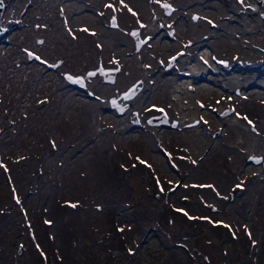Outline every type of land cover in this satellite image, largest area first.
Listing matches in <instances>:
<instances>
[{
    "label": "rangeland",
    "instance_id": "1",
    "mask_svg": "<svg viewBox=\"0 0 264 264\" xmlns=\"http://www.w3.org/2000/svg\"><path fill=\"white\" fill-rule=\"evenodd\" d=\"M70 1L3 0L0 66L16 80L10 90L0 78V264H264V167L246 159L247 151L264 156V17L250 11L258 4L130 0L140 11L125 23L101 11L104 0H81L77 8L94 24L70 39L62 30ZM161 18L168 29L156 27ZM228 19L237 56H255L237 84L258 81L242 92L250 102L228 88L195 97L175 91V73L157 62L178 54L186 36L202 38L212 22L227 31ZM131 26L142 36L138 48ZM98 64L117 66L115 78L87 73ZM67 71L84 75L85 85L67 80ZM135 80L144 87L117 112L110 95ZM160 110L169 123L145 122Z\"/></svg>",
    "mask_w": 264,
    "mask_h": 264
},
{
    "label": "flooded vegetation",
    "instance_id": "2",
    "mask_svg": "<svg viewBox=\"0 0 264 264\" xmlns=\"http://www.w3.org/2000/svg\"><path fill=\"white\" fill-rule=\"evenodd\" d=\"M250 1L257 3L259 6L258 8H250L252 14L256 13L255 10H257L256 14H259L258 17L260 16V18H263L264 12L261 10L264 8V3L260 4L257 0ZM248 7H250V5ZM251 17L250 14H247V22L250 21ZM157 23L158 26L156 27L158 29L160 26H165L161 21ZM227 23V31H221L222 26H219V21L208 24L207 26L210 30H207V32L202 35V38L195 37V39L191 40L189 36H186L183 44L178 48V54L172 50L167 59L168 61L162 62L161 64L157 62L156 65L162 69L160 71L167 74L170 72L175 73V77L172 76V81L175 83V91L183 96H185L186 92H190L191 95L195 97L199 95L203 96V91H205V89L228 88L231 89V94L238 93V98L244 102H250V98L246 96V93L242 96V92L251 86L257 85L258 81L248 78L241 86L237 87V84L241 79L239 78L240 70L243 72H250L252 68V66H250V64H252L251 60H254L255 56L253 55L252 49L243 50L242 53L245 56H237L236 36L232 25L233 21L228 19ZM210 31L213 32L211 35H208ZM239 45L241 46V43ZM156 50L158 49L156 48ZM178 55L182 56L176 58ZM252 55L253 57L250 59L249 56ZM148 63L151 64L150 62H142V65L147 66ZM184 81L185 83L183 84ZM139 83L140 90H142L144 85L141 87L142 83L140 80ZM222 100L225 101L224 97L217 99V102ZM197 101L200 103V107L203 108L205 105L203 100L197 99ZM250 109H252V107ZM227 111L228 110H223L224 113H227ZM153 114L145 118L146 123H150L148 118ZM251 114H253V112H251Z\"/></svg>",
    "mask_w": 264,
    "mask_h": 264
},
{
    "label": "bare ground",
    "instance_id": "3",
    "mask_svg": "<svg viewBox=\"0 0 264 264\" xmlns=\"http://www.w3.org/2000/svg\"><path fill=\"white\" fill-rule=\"evenodd\" d=\"M82 4H83V2L81 1V0H71L70 1V3H68V7L69 8H67L66 7V9H65V15H64V17H63V19H65V20H67L68 22H65V25H63L61 28H62V30H63V33L64 34H67V36L70 38V39H74V37H76V35L77 34H81V35H83V36H86V34H91V28L89 27V24L91 23V24H94V22H93V18L89 15V14H87V13H85V14H83V12H81V10L80 9H78L77 7H80L81 8V6H82ZM90 6H91V4H90ZM7 7V6H6ZM9 7V6H8ZM134 7L136 8V6L135 5H133L131 2H130V0H104V3H103V5H102V10L101 11H104V12H113V11H116V13H117V15H118V17H119V19H121V20H124L125 21V23H128V22H130L131 23V17H133V14H135V13H137L138 11H140L138 8H137V10H134ZM63 8V7H62ZM11 9H12V7H11ZM10 9V10H11ZM8 10V9H7ZM64 10V9H63ZM5 15V14H4ZM3 15V16H4ZM12 15V13H10V12H7L6 13V16H7V18L8 19H11V16ZM70 16H71V19H70ZM6 19V18H5ZM7 20V19H6ZM77 22V21H79V22H83V23H74V22ZM74 23V24H73ZM85 23V24H84ZM98 23V22H97ZM165 26H168V24L167 25H165ZM61 28H59L58 29V31L61 29ZM76 28H77V30H76ZM106 30H110V31H108V32H110L111 34L112 33H114L113 32V30H111L110 28H107ZM47 33H49L50 34V32H47ZM52 33V32H51ZM54 33V32H53ZM52 33V34H53ZM114 34H112V36H113ZM24 37H27L26 35L24 36ZM28 38V37H27ZM58 38H60V37H58ZM53 39V41L55 42V40H54V38H52ZM56 39V38H55ZM114 39H116V38H114ZM32 40V39H31ZM30 40V41H31ZM118 40H120L121 41V35L119 34L118 35V39H117V41ZM27 41V40H26ZM22 42V41H21ZM29 42V41H28ZM33 42V41H32ZM58 42V41H57ZM60 42V41H59ZM59 42H58V44H59ZM63 42V41H62ZM65 42V41H64ZM20 44V43H19ZM25 44H28L27 42H23L20 46H24ZM30 44H31V42H30ZM84 43L83 42H81L80 43V49H81V47H82V45H83ZM153 43L151 42V44H147V45H151L150 47H153V45H152ZM60 45V44H59ZM19 46V47H20ZM28 46V45H27ZM61 46H63V44H61ZM4 47V46H3ZM64 48H65V46H63ZM63 48V50H66V48L64 49ZM73 49V48H72ZM60 50V49H59ZM62 50V49H61ZM68 50V49H67ZM70 50V49H69ZM68 50V51H69ZM41 51H42V49H41ZM70 51H72V50H70ZM57 52H60V51H57ZM42 53H44V51L42 52ZM48 53V52H47ZM46 52H45V54H47ZM156 53H160V54H158V55H161V54H163L164 53V51L163 50H156ZM15 55L16 56H21V54L20 53H18V51H17V49L15 50ZM48 55V54H47ZM186 55V54H185ZM10 57V54H9V56H8V58ZM48 57V56H47ZM46 57V55H45V58H47ZM67 58H69V59H71L70 57H67ZM11 59V58H10ZM3 60V59H2ZM28 60H29V58H28ZM14 61V60H13ZM22 61V64L23 63H25L24 62V60H21ZM26 61V63L28 62L27 61V59L25 60ZM32 62V61H31ZM70 63L71 64H73V65H76L77 63H78V65L79 64H81V62H80V59H76V63L74 62V59L73 60H71L70 61ZM179 63V62H178ZM33 68H39V67H37L38 65L36 64V62L34 63V62H32L31 64H30ZM23 66H24V64H23ZM65 67V66H64ZM26 69V68H25ZM25 69L24 68H22L21 66L20 67H17L15 70H16V76L18 75V73L19 72H22V71H25ZM14 70V71H15ZM9 72H10V74H9ZM9 74V75H8ZM0 78L2 79V81H5V83L7 84V86L9 87V89L11 90H13V84L15 83V80L16 79H13V77H12V75H11V70L9 71L8 69H6L5 67H3V66H0ZM1 79H0V81H1ZM100 80V79H99ZM98 81V80H97ZM101 81V80H100ZM100 81H98V82H100ZM101 83V82H100ZM103 84V83H102ZM123 84V83H122ZM121 84V85H122ZM101 85V84H100ZM103 86V85H102ZM107 86V85H106ZM100 88V87H99ZM53 92V91H52ZM113 92V91H112ZM115 95H117V94H115ZM110 97H111V95H110ZM125 100V99H124ZM0 105H1V101H0ZM57 105V104H56ZM2 107V106H1ZM50 111H53V109H51L50 108ZM41 114L42 113H46V112H44V111H41L40 112ZM73 113V112H72ZM48 118H56V112H48V116H47ZM75 124H76V126H77V124H79V121L78 120H75ZM78 131H79V128H78ZM0 165H1V168H2V164L0 163ZM2 172H5V170L3 169L2 170ZM165 188V187H164ZM14 235V234H13ZM12 236V235H11ZM13 237V236H12ZM22 262V261H21Z\"/></svg>",
    "mask_w": 264,
    "mask_h": 264
},
{
    "label": "water",
    "instance_id": "4",
    "mask_svg": "<svg viewBox=\"0 0 264 264\" xmlns=\"http://www.w3.org/2000/svg\"><path fill=\"white\" fill-rule=\"evenodd\" d=\"M260 1H263V0H260ZM2 9H3V0H0V15H1V12H2ZM0 21H1V16H0ZM113 23L115 22L113 19L111 20ZM6 29V27H4L3 25H1L0 23V34ZM131 35L133 36V40L135 41V48H138L139 45L141 44V40L139 38V35L137 33L136 30H134V28H131L129 29ZM116 67H112V66H109V67H103L102 65H98V67L95 69L98 71V73H101L103 74V78L104 80H113L114 79V72L116 71ZM94 70H88V72H92L93 73ZM64 76H66L67 80H69L70 82L72 83H75V84H79L81 86H84L85 85V77L84 75H81V74H76V75H73L71 74L70 72H65L64 73ZM69 77H71V79H69ZM140 88V83L139 81L135 80L134 82H132V84L126 89V90H122L120 95L117 96V97H111L109 99V104L114 106L116 108V110L118 112H122L123 109H125L129 104H128V101H122L124 98H129V97H132V95H134L135 92H137V90ZM130 119L132 122H135V123H138L139 122V118H138V115L136 114V111L135 109L132 108V110H130ZM165 116H160L158 114H155L154 116L152 117H149L148 118V121L150 122V124H154V123H164L165 121ZM164 121V122H162ZM174 121L172 122V125H174ZM249 157L252 158L253 161H261L262 160V164L264 166V158H262V155H255V154H252L250 155ZM188 259V257H186ZM188 262H189V259H188Z\"/></svg>",
    "mask_w": 264,
    "mask_h": 264
},
{
    "label": "snow or ice",
    "instance_id": "5",
    "mask_svg": "<svg viewBox=\"0 0 264 264\" xmlns=\"http://www.w3.org/2000/svg\"><path fill=\"white\" fill-rule=\"evenodd\" d=\"M165 7H168V5H165ZM37 59H39L38 57H37ZM90 75H95V73H90ZM69 79H71V77H69ZM73 207H75V205H72Z\"/></svg>",
    "mask_w": 264,
    "mask_h": 264
},
{
    "label": "trees",
    "instance_id": "6",
    "mask_svg": "<svg viewBox=\"0 0 264 264\" xmlns=\"http://www.w3.org/2000/svg\"><path fill=\"white\" fill-rule=\"evenodd\" d=\"M182 251H184V250H182ZM188 264H192V261H191V263H188Z\"/></svg>",
    "mask_w": 264,
    "mask_h": 264
}]
</instances>
